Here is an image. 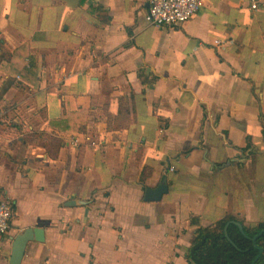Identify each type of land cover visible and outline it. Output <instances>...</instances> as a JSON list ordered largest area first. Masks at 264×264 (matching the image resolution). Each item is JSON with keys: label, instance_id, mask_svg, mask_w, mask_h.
<instances>
[{"label": "crops", "instance_id": "1", "mask_svg": "<svg viewBox=\"0 0 264 264\" xmlns=\"http://www.w3.org/2000/svg\"><path fill=\"white\" fill-rule=\"evenodd\" d=\"M251 1L157 26L150 0H0V200L14 203L0 264L28 229L19 264H189L200 225L264 222Z\"/></svg>", "mask_w": 264, "mask_h": 264}, {"label": "trees", "instance_id": "2", "mask_svg": "<svg viewBox=\"0 0 264 264\" xmlns=\"http://www.w3.org/2000/svg\"><path fill=\"white\" fill-rule=\"evenodd\" d=\"M264 132V130H263ZM243 226L245 233L240 228ZM264 230V222L247 226L235 215L196 230V239L190 248L189 264H252L259 255L254 237ZM264 249V233L257 239ZM255 264H264V252Z\"/></svg>", "mask_w": 264, "mask_h": 264}, {"label": "built area", "instance_id": "3", "mask_svg": "<svg viewBox=\"0 0 264 264\" xmlns=\"http://www.w3.org/2000/svg\"><path fill=\"white\" fill-rule=\"evenodd\" d=\"M205 0H150L146 19L149 23L157 26H179L190 21L204 5ZM264 7V0H252L251 9L257 10ZM221 41H217L220 43ZM4 112L0 109V119ZM86 140L93 147H99L102 142ZM72 147L78 148L83 141L78 135L70 139ZM14 220V203L11 200H0V248L7 238Z\"/></svg>", "mask_w": 264, "mask_h": 264}, {"label": "water", "instance_id": "4", "mask_svg": "<svg viewBox=\"0 0 264 264\" xmlns=\"http://www.w3.org/2000/svg\"><path fill=\"white\" fill-rule=\"evenodd\" d=\"M169 190V187L166 183L160 184L156 188H148L145 193V200L147 201H157L162 198V196L167 193ZM240 228L245 233L243 226L240 225ZM264 233V230L261 231L258 235L254 237V243L259 248V255L257 258L253 261L252 264H255L256 261L260 258V256L263 254L264 249L257 243V239ZM36 231L28 229L25 231V233L19 235L14 242L13 247V257H12V264H19L21 259L23 258L25 254V249L27 246V243L30 239L35 237Z\"/></svg>", "mask_w": 264, "mask_h": 264}, {"label": "rangeland", "instance_id": "5", "mask_svg": "<svg viewBox=\"0 0 264 264\" xmlns=\"http://www.w3.org/2000/svg\"><path fill=\"white\" fill-rule=\"evenodd\" d=\"M13 202V201H12Z\"/></svg>", "mask_w": 264, "mask_h": 264}]
</instances>
